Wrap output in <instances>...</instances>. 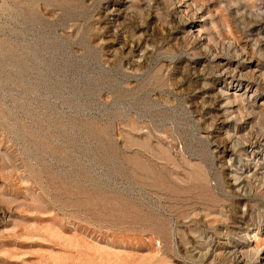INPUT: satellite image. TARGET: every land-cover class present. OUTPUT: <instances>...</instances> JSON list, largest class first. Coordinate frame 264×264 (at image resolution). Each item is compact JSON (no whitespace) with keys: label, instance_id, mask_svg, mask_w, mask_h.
<instances>
[{"label":"rangeland","instance_id":"374dc122","mask_svg":"<svg viewBox=\"0 0 264 264\" xmlns=\"http://www.w3.org/2000/svg\"><path fill=\"white\" fill-rule=\"evenodd\" d=\"M0 264H264V0H0Z\"/></svg>","mask_w":264,"mask_h":264},{"label":"bare ground","instance_id":"6f19581e","mask_svg":"<svg viewBox=\"0 0 264 264\" xmlns=\"http://www.w3.org/2000/svg\"><path fill=\"white\" fill-rule=\"evenodd\" d=\"M254 253H255V256H256V259L259 261L260 259V254H261V250L258 249V248H254ZM253 255V254H252Z\"/></svg>","mask_w":264,"mask_h":264}]
</instances>
